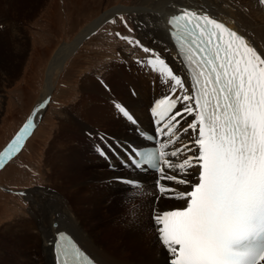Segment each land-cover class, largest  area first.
I'll return each mask as SVG.
<instances>
[{
  "label": "snow or ice",
  "instance_id": "6c2138e0",
  "mask_svg": "<svg viewBox=\"0 0 264 264\" xmlns=\"http://www.w3.org/2000/svg\"><path fill=\"white\" fill-rule=\"evenodd\" d=\"M171 23L175 30L169 31L168 38L176 55L171 56L167 48L164 51L177 61L176 69L155 49L134 41L145 53L156 57L149 63L159 74L162 87L167 89L149 108L154 135L147 139L156 141L163 134L166 142L159 143L158 147L154 143L148 153L117 142L127 160L110 146L105 147L126 167L160 173L156 177L159 183L164 178L161 165L175 167L164 157H176L178 152L163 150L174 143L173 127L179 124L176 119L179 116L188 124L184 131L191 129L195 133L192 140L195 156L184 159L179 169L190 167L198 171L194 182L179 180L191 189L184 193L181 208L155 217L162 225L159 229L162 242L174 257L170 264H264V247L259 250L242 247L243 241L264 232V204L242 206L237 223L222 236L214 238L210 230L211 218L235 192L264 180V56L244 36L205 13L184 10ZM124 39L133 42L128 37ZM182 74L188 76V87ZM115 107L128 121L138 124L125 107L119 104ZM187 116L192 120L187 121ZM33 126L34 119H30L0 154V167L22 147ZM101 154L107 158V153ZM167 191L174 190L158 188V192ZM64 236L60 233L58 239ZM53 243L61 252L57 264H80L85 259L75 245Z\"/></svg>",
  "mask_w": 264,
  "mask_h": 264
},
{
  "label": "bare ground",
  "instance_id": "6f19581e",
  "mask_svg": "<svg viewBox=\"0 0 264 264\" xmlns=\"http://www.w3.org/2000/svg\"><path fill=\"white\" fill-rule=\"evenodd\" d=\"M39 2L41 1L13 0V6H15L12 9L13 13L8 12L7 9L4 10L5 13L2 12L4 6L3 8H0V14H3V17L5 18V22L0 24V34H2L0 35V44L3 40L9 38V34H13L17 31L15 29V31L12 29L14 32L9 31V16L11 15V22L16 24L18 22L17 18L20 19L21 10L22 13L24 12L26 15H31L30 12L33 11L35 6L39 5ZM28 3L32 6H27ZM142 5L144 6H139L137 9L133 8V10L138 11L136 17L138 40L142 45L153 48L156 52L160 53L163 58L168 60L174 69L178 68V63L171 59V56L176 55V49L168 38V19L170 16L184 10L205 13L208 16H213L219 20L225 21L231 27L235 28L240 35L244 36L245 40L255 48L261 56H264L263 3L261 5V11H255L254 9L249 8L246 1H243L239 7L231 0H153L151 3L144 2ZM119 11V9L115 8L104 13L101 17L97 18L84 28L74 41L63 45L56 50L49 64L47 78L40 99L30 116V119H34V125L41 117L44 109L47 107L49 98L52 95L54 89V69L60 62L68 57L66 55L75 48L74 46L76 44ZM2 26H5V29ZM20 31L21 30H18V33H20V40H23L24 45H20L21 43H17L18 45L13 43L9 48L5 49L7 53L4 52L2 54V56L7 54L6 61L9 60V77H12V75L17 72L16 70L20 65L21 59L16 56V53H21L25 49L26 37ZM165 48L170 50L171 56L169 55V52L164 51ZM153 59H156V57L152 55L134 59L128 54L123 53L118 59L112 60L103 75L98 76L94 74L93 80H89V83L94 84V88L86 96V101H89V104L83 114L84 117L77 121L67 119L66 123H60L62 126L61 130L64 134L67 135L66 132H68V134L71 133L73 135L70 136L71 138H78L76 136H80V142L77 143L76 147L87 142L84 146H87L92 152L96 147L101 146L104 149L103 152L107 153L109 156L110 160L108 161L103 156H98L99 151L96 150L95 157H91L93 161L86 159L91 167L90 171H88L87 178L89 179H87V181H91L92 187H98V190L104 194L102 197L114 192L115 185H117L119 189H122L124 194H138H129V196L131 195L137 199H129L128 204L139 200L137 204L134 203L133 205L134 207L131 210V218L129 220L123 219L122 217L120 218V220L124 222L123 229L119 232L123 240L118 243L121 244L122 248L115 245L110 238L108 239L106 237V241H108L111 250L105 249V245L101 246L104 244L102 243V238L100 236V234L102 235V229L93 231L97 225H90L86 218L82 219V216L77 213L79 210L77 207H72L69 203H65L59 208L60 214L58 213L55 215L52 213L55 203L54 200L51 198L41 199L39 197H30L26 194L30 199L32 198L35 200L33 208L36 212H39L41 216L37 214V219L33 215L34 222L29 223L24 228H16V225L7 228L12 234L11 238L13 243L16 244L15 247L17 249L11 247L7 253L5 247L0 245V264H57L59 256L53 242L56 241L57 233L62 230L73 235L79 245L83 247L99 264H127L131 259L125 257V255L128 254V251H125L124 256L121 258L118 257V252L126 250L125 245L127 240H137L138 243L143 241V238H145V231L153 227L156 232L155 236H157V240L155 241L157 242L153 241V246L141 245L139 249L143 251L145 256L151 257V262L154 264L167 263L170 253L165 249L158 237V225L156 224L157 221L155 217L166 210H177L184 204L183 195L189 188L188 184L176 183H179V180L181 179L189 181L192 174L195 175V171L198 170H189L188 168L190 167H186L182 171L179 170V165L183 163L184 159L195 156V150L192 145L195 133H193L191 129H188V131L185 132L184 129L188 128V124L184 120H181L179 116L176 117L179 124L174 125L173 127V132L175 134L172 136V141H174V143H170L169 146L165 148V153H170L172 151L178 152L176 157L167 155L166 161L175 165V167L169 168L165 165L163 169L164 178H161L159 181L160 187H163L164 189H173L174 193H171L173 191L158 192V182L156 180L158 175L153 172L144 173L124 165L117 170H106L104 168V170H97L93 167L95 162H101L102 164L108 165L114 161L119 163V158L116 155H113V152L109 151V148L105 147V145L110 146L119 153L120 157L127 160V157L124 155V152L121 151V148L117 147V142L129 149L130 147L127 145L128 141L131 145L134 144L136 146L150 144L149 142L142 140L137 129L153 130L149 108L152 106L154 100L161 99L167 91V89L162 87L160 83L161 78L159 74L149 63V61ZM4 65L5 61L0 63V79L4 73ZM182 78L185 80V87H188L189 79L187 74H182ZM129 87H133L136 90L135 92L133 89H130V92L131 94L133 93L134 96H136L137 93L138 97L142 98L143 105L135 101V98L129 92ZM189 91L191 92L192 89L189 88ZM42 104L45 105V107L41 108L40 106ZM117 104L127 108L130 113L134 115L138 124H133L128 121L119 111L114 114V120L110 119L109 113L117 110L115 107ZM177 107H180L179 104ZM116 115L118 119L116 118ZM186 119L187 121H191L192 117L187 116ZM166 122L167 121H165V123ZM68 123L69 126L67 127L66 124ZM160 140L161 142H166V137L161 134ZM84 146H82L81 149H83ZM57 148L58 142L54 144V149L56 150ZM57 158L58 159L54 158V161H52V159L47 156V162L52 163V168L49 174L51 177L50 184L52 187L60 186L61 193H66L71 196L74 190H76V184L72 179L70 180L67 178H70L75 172L74 174H78L75 176V180L77 181L82 178V175L75 169L76 166H74V163L70 159H68L67 166L65 165L66 168H63L61 165L65 162V158L62 155H59ZM78 158L79 157H75L73 160L76 161ZM193 163H195L194 160ZM167 176H174L177 179L175 181H168L165 179ZM115 179L117 181H115ZM128 180L145 181V189L131 187L127 182ZM151 180L154 181L151 182ZM30 192L31 191L28 193ZM90 197L91 200L94 201L91 195ZM162 197L172 198L173 201L163 199L161 205H158ZM86 200V196H81V202H85ZM172 203H176V206H172ZM142 205L144 206V209L141 208ZM96 207H98V205L94 206L95 210ZM148 209L150 214H146V217L144 216L143 218L144 212L146 211L147 213ZM113 218L114 216L112 219ZM29 225L37 228L36 233L27 232L26 229ZM113 229L115 231V227H113ZM113 247L114 249H112ZM115 247L120 248V250L115 251ZM156 254L158 257H153V255ZM139 261H141V259ZM139 264L143 263L139 262Z\"/></svg>",
  "mask_w": 264,
  "mask_h": 264
},
{
  "label": "rangeland",
  "instance_id": "374dc122",
  "mask_svg": "<svg viewBox=\"0 0 264 264\" xmlns=\"http://www.w3.org/2000/svg\"><path fill=\"white\" fill-rule=\"evenodd\" d=\"M40 1L39 5L35 6L33 11L30 12L31 15H26L21 10L22 16L20 15V19L17 18L18 22L16 24L11 22V15L9 16V31L11 32L14 29L17 31L14 32V30V33L9 34V38L3 40L0 44V63L5 61L4 73L3 75L1 73L0 79V153L12 134L29 120L35 105L40 99L49 64L56 50L74 41L84 28L104 13L115 8L120 11L100 24L93 32L76 44L75 48L72 47L74 49L66 55L68 57L54 69V89L49 98L50 102L48 101L41 117L35 122V129L26 140L22 150L0 170V245L5 247L7 253L11 247L16 248V244L13 243L11 238L12 234L7 228L12 225H16V228H24L29 223L34 222L33 215L36 218L37 214L41 216L33 208L35 200L30 199V197H39L41 199L51 198L55 201L52 209V213L55 215L60 214L59 208L65 203L77 207L79 209L77 213L82 216V219L86 218L90 225H97L93 231L102 229V235L100 234V236L104 244L101 246L105 245V249L111 250L108 241H106V238H110L115 245L122 248L121 244H118L123 240L119 232L123 229L124 222L120 218L129 220L132 216L133 205L134 203L137 204L139 200L128 204L129 199L135 198L131 196L134 193L124 194L123 190L119 189L117 185L114 186L115 193L111 192L109 195L102 197L104 194L98 190V187H92L91 181H87L89 179L87 178L88 171L91 167L86 159L93 161L91 157H95L96 150L99 147H96L93 152L87 146H84L87 142L76 147L77 143L80 142V136L71 138L70 136H73L71 133L66 132L67 135L64 134L60 123H66L67 119L77 121L84 117L83 114L89 104V101H86V96L94 88V84L89 83V80H93L94 74L103 75L112 60L118 59L123 53L134 59L149 55L134 43L135 40H138L136 26L138 11L133 10V8L137 9L139 6H144L142 5L144 2L151 3L153 0ZM231 1L239 7L243 1H246L249 8L261 11L262 3L260 0ZM27 6L31 7L32 5L28 3ZM14 7L13 0H0V8H3L2 12L7 9L8 12L13 13L12 9ZM4 22L5 18L3 14H0V24ZM2 27L5 29V26ZM18 30H21L20 32L26 37L24 46L26 50L24 49L25 51L23 50L22 54L20 52L16 53V56L21 59L20 65L16 70L17 72L9 77V60L6 61L7 54L4 56L2 54L7 53L5 49L13 43L24 45L23 40H20ZM124 37L130 38L133 42L129 43ZM130 89L136 92L133 87H129V92ZM133 97L136 102L143 105V100L138 97L137 93ZM115 113H118V110L110 112L109 118L114 120ZM116 118L118 119L117 115ZM66 126L68 127L69 123ZM57 142L58 148L56 150L58 151L54 149V144ZM82 146H84L83 149H81ZM59 155L65 158V162L61 165L63 168H66L68 159H70L76 166L75 169L82 175V178L77 181L75 176L78 174H74L75 172L70 178H67L72 179L76 184V190L71 196L61 193L60 186L52 187L50 184L51 177L49 174L52 163L47 162V156L54 161V158L58 159ZM100 155L106 160H110L108 155L106 158L105 155L99 152L98 156ZM75 157L79 158L74 161L73 158ZM121 166L123 164L119 158V163L114 161L108 165L95 162L93 167L97 170L103 168L117 170ZM194 179L195 175L192 174L189 181L194 182ZM115 181L117 180L115 179ZM153 181L151 180V182ZM19 191H23V194H20ZM29 191L31 192L28 193ZM171 193H174V191ZM129 194L131 195L129 196ZM90 195L94 201L91 200ZM81 196H86L87 200L81 202ZM163 199L173 201L172 198L162 197L158 205H161ZM176 203L171 205L175 207ZM96 205L98 207L95 210L94 206ZM141 208L144 209V206L142 205ZM146 214H150L149 209L147 213L144 212L143 218L146 217ZM113 227H115V231ZM26 230L28 233H36L37 228L29 225ZM155 235L154 227L149 228L145 231L143 241L138 243L137 240H127L126 250L119 251L120 248L115 247V251H119L117 254L119 258L124 256L125 251H128L125 257L131 259L127 264H139V262L154 264L151 262L152 258L145 256L139 248L141 245L153 246V241L157 240ZM153 257L158 256L156 254ZM140 259L141 261H139Z\"/></svg>",
  "mask_w": 264,
  "mask_h": 264
}]
</instances>
